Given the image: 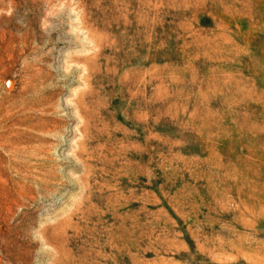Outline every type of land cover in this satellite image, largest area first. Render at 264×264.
Wrapping results in <instances>:
<instances>
[{
	"label": "rangeland",
	"instance_id": "374dc122",
	"mask_svg": "<svg viewBox=\"0 0 264 264\" xmlns=\"http://www.w3.org/2000/svg\"><path fill=\"white\" fill-rule=\"evenodd\" d=\"M0 264H264V0H0Z\"/></svg>",
	"mask_w": 264,
	"mask_h": 264
}]
</instances>
